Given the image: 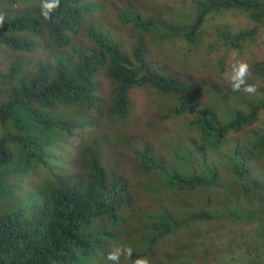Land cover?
I'll list each match as a JSON object with an SVG mask.
<instances>
[{
  "label": "trees",
  "instance_id": "1",
  "mask_svg": "<svg viewBox=\"0 0 264 264\" xmlns=\"http://www.w3.org/2000/svg\"><path fill=\"white\" fill-rule=\"evenodd\" d=\"M17 1L19 0H0L9 6H13ZM28 1L32 7L28 6L14 15L4 16V24L0 27V48L30 52L34 48L33 38L49 35L53 47L57 46L59 50L63 48V52H59L62 57L67 51L65 49L69 48L71 37L80 34L75 35L76 33L87 30L89 35L91 29L102 26L97 23L102 16L98 13L105 10L102 2L93 9L83 12L84 8L77 6L75 0H61L60 8L52 14L53 19L47 21L40 14L41 0ZM180 2L182 11H186L183 14L180 10V15L185 18L190 13L195 18L191 27L168 25L167 28L158 27V31L170 30L174 35L184 33L187 37V30L188 33L198 34L202 31V24L208 23L212 17L219 16L221 21H226L231 14L239 12L246 15L255 26L234 36L224 29L218 30L215 47L235 48L241 52L256 40L257 35H262L264 0H180ZM119 18L123 19L121 14ZM130 20L132 18L128 22ZM137 21L136 27L144 31L149 30V24ZM89 36L97 45L89 49L73 48L71 52L73 58L69 61L59 60L56 64L41 63L34 68L33 75L30 76H21L25 64L17 61L8 68L5 75L0 74V88L10 87V92H0L1 99L5 98L3 101L0 100V181L6 180L4 176L7 169L17 166L19 160L17 154L26 158L27 166H37L41 162L45 145L54 149L59 146V141L50 139V133L64 132L67 126L58 114L61 110L55 105L61 104L64 108L78 102L88 106L95 105L97 100L95 93L100 88L97 81L99 72H103L115 85L110 112L118 115L128 114V93L132 88L141 86L151 87L158 93L176 98L181 102L177 107L179 112L185 110L187 106L196 105L194 96L203 89L204 83L185 84L167 75L157 64L147 60L145 48L141 44L127 55L121 53L114 44L109 43V40L101 35L91 32ZM201 37L188 40L197 42ZM99 48L108 55L107 60ZM262 108L264 104L253 106L250 116L231 115L226 123L220 121L214 110H201L190 122V126L201 132L203 144L193 142V150H196L198 156H202L205 144L215 142L220 145L224 139L227 140L231 131H240L245 125L250 124L255 114ZM48 120H52L53 123L48 124ZM247 141L253 148L245 149ZM233 146L228 147V152L226 148L223 156L214 151L217 148L212 150L210 156L221 160L214 166L211 162H204L202 164L204 170L201 172L185 167L182 168L183 172L168 170L154 157L150 149H146L141 155L145 162H141L142 165L137 169L135 166L132 168L134 172L139 171L137 177L141 181L146 177H159L164 185H159L156 180L155 186L158 185L160 188L155 187L156 191L162 190V194L168 192L170 195L210 187L222 188L226 192V188L221 184V178L228 177L230 185L235 183L238 187L237 192L246 195L243 199L244 207L251 206L253 199L261 202L255 209L257 210L255 214L264 218V182H260L253 171L264 158V132L257 140L248 138L243 144L238 142ZM174 150L177 152L174 160L184 162L185 153H181L177 148ZM242 158L245 159L244 162L235 161ZM193 164V160L190 159L186 165ZM27 169L29 168L26 167L24 175ZM207 169L210 171H205ZM8 183L9 181L6 182ZM21 183L20 180L19 184ZM37 187L38 189L33 191L35 194L33 198L29 194L22 196L23 208L15 206L0 208V264H80L79 261L86 260L87 255L91 254L93 247L103 248L101 239L110 233L105 220L110 226L123 221L121 218L116 219V212L127 201L122 196L126 188L124 178L115 176L110 183L106 172L95 157L90 161L88 172L83 177L68 180L62 187L54 184L49 187L48 182L40 188ZM143 187L149 189L152 183L147 179ZM251 188L257 190L253 195L248 194ZM228 189L232 191V188ZM42 192H46L44 196H40ZM9 197L15 198L12 192ZM255 214L250 212L249 219ZM229 216L230 219L226 221L229 224L233 223V226L245 221L247 217L241 207L238 211L231 210L225 213L223 217ZM187 218L188 215L182 218V221L186 223L209 221L213 216H192L190 221ZM166 223H171V219L167 211H162L154 217V226L151 228L158 231ZM174 223L178 225L179 222ZM167 228L166 226L165 229ZM259 230L244 231L242 234L235 231L232 247L241 249L247 244L251 245V240L256 236L264 239V231L258 232ZM259 244V249H262L264 240L259 241ZM245 259L248 261L247 264H264L262 256L258 254L254 256L251 252L245 254Z\"/></svg>",
  "mask_w": 264,
  "mask_h": 264
},
{
  "label": "rangeland",
  "instance_id": "2",
  "mask_svg": "<svg viewBox=\"0 0 264 264\" xmlns=\"http://www.w3.org/2000/svg\"><path fill=\"white\" fill-rule=\"evenodd\" d=\"M35 1L37 2V0ZM93 1L99 2V0ZM83 3H86L85 0ZM29 4L28 0H19L13 6L0 2V15H14L28 7ZM32 6L31 4L29 7ZM80 7H82V3ZM103 7L105 10L98 13L102 16H100V22H97L102 26L91 29L92 31L102 32L115 40L116 45L121 47L122 53H130L135 46L141 44L145 48L146 56L154 60L169 75L188 84L205 82L206 87L202 92L195 95L194 103L196 105L189 108L185 114L178 116L172 114L176 106L179 105L177 99L159 94L151 88L135 89L130 94L131 115L121 119L115 113L110 112L113 103L114 84L106 78L103 72H99L97 81L100 88L95 93L97 97L95 105L88 106L81 102L66 105V108L61 104L55 105L59 107L58 110H61L58 114L65 125L83 128L79 131H73L74 135L67 137L63 131L50 133V139L59 141V146L54 149L45 145L41 154L43 160L37 165L41 174H37L36 170L27 166L26 158L17 154L19 158L17 166L7 169V174L4 176L6 180L0 181V208L5 209L13 206L23 208L22 196L29 193L33 198L35 196L34 188L45 184L50 179L51 171L53 175L63 174L64 180H68L77 173L78 168L72 166L71 163L72 153L81 142L82 138L80 137L90 135V153L100 158V162L106 168L109 176L119 175L124 178L125 183L128 184L124 196L131 201L133 200L132 203H134L133 209L124 211L120 215L123 217L121 226L119 224L112 227L105 220L108 230H115L119 226V230L123 232L136 228L140 221L137 217L138 212L142 215H148L147 219H141L142 222H152L154 217L162 211H169L170 213L167 215L171 220L179 216L184 218L186 215L189 216L188 221L191 220L192 216H213L209 221L198 222L199 228L192 229L179 241H176L173 236L169 238L166 245L158 253L151 254L153 264L166 259L165 254L172 253L174 251L173 246L179 247L178 253L171 256L174 263L187 260L188 264H247L245 254H250V252L254 256L256 254L262 256V260H264V246L259 249V241L264 240L261 237L256 236L251 240V245L247 244L242 249L232 248L231 243L235 231L242 234L246 231V227L233 226V223L229 224L226 221L231 216L226 218L223 216L231 210L238 211V201L231 200L229 203H224L223 201L227 199V196L215 195L217 191L212 187L195 188L188 192L173 193L172 195L166 191L167 193H163L161 197L152 191L144 193L142 185L147 179L152 183V187L159 188L158 185L155 186L156 180L161 186L164 183L163 181L160 182L159 177L156 176L146 177L147 179L141 181L137 177L139 171L134 172L132 168L135 166L137 169L138 166L142 165L141 162H145L141 159V155L144 148L150 147L154 157L162 160L169 170L183 172L182 167H185L188 170L193 168L201 172L204 170L202 165L204 162H211L213 166L217 163V158L210 156L211 151L215 148L217 149L214 151L223 156L226 148L228 152V147H232L238 142L243 144L248 138L257 140L264 132V108L260 109L252 122L245 125L243 129L231 131L227 140L224 139L220 145L215 142L205 144L207 149H211L205 158H200L189 150L191 142L203 144L201 134L190 127L189 122L198 111L212 109L220 121L226 123L231 115L250 116L253 106L264 104V29H261L262 35H257L256 40L240 52L235 48L215 47L218 30L224 29L234 36L239 32L251 30L255 26V23L246 15L239 12L231 14L226 21H221L219 16L212 17L208 23L202 24V31H199L195 36V38L202 36L200 41L190 42L184 33L167 37V32L153 30L143 36V33L133 25V15L141 13L145 17L150 15L154 18H160L168 25L191 27L195 18L190 13L185 18L180 15V10L183 9L180 0H107L103 3ZM182 12L183 14L186 13V11ZM120 14L122 20L119 18ZM131 18L132 20L128 22ZM77 34L79 35L71 37L69 48L65 49L67 51L62 57H60L59 52H63V48L59 50L57 46L53 47L50 44L52 38L49 35L33 38L34 48L30 52H16L0 48V74L4 73L5 75L8 68L20 61L25 64L21 76H30L33 75L34 68L41 63L56 64L59 60L69 61L70 58H73L71 55L73 48L89 49L95 46L88 38L87 30H81L75 35ZM241 59L252 66V75L248 78V83L259 86L254 95L246 94L243 91L231 93V85L224 78V73L231 71V64ZM1 91L10 92V87L0 88ZM0 100L3 101L5 98L1 99L0 95ZM49 123H53L52 120H48ZM244 147L247 150L253 148L249 141L245 143ZM175 148L186 154L183 163L174 160ZM190 159L193 160L194 164L187 166V161ZM261 160L264 163V158ZM235 161L244 162L245 159H235ZM26 167L29 169L24 175ZM253 171L258 176L263 175L264 169L260 171L259 168H255ZM20 180L22 181L21 184H19ZM7 181H9L8 184H6ZM206 189L210 192L207 193ZM8 191L14 193V199L8 196ZM45 193H40V196H44ZM148 196L152 198L147 199ZM242 202L243 200L240 202L241 208L243 207ZM251 206L259 207V202L253 199ZM166 226L168 228L173 227L171 223L164 224L161 236L166 233ZM140 230L142 234L150 233L146 230L145 224L141 225ZM215 239H218L220 244L211 249L209 245ZM142 240L144 241V239ZM170 244L173 246L169 252L167 247ZM230 244L232 246H227ZM144 247V243L137 241L132 248L141 252ZM207 248L208 252L205 253ZM101 261L102 259L98 262ZM129 263L127 257L123 259L121 264Z\"/></svg>",
  "mask_w": 264,
  "mask_h": 264
},
{
  "label": "clouds",
  "instance_id": "3",
  "mask_svg": "<svg viewBox=\"0 0 264 264\" xmlns=\"http://www.w3.org/2000/svg\"><path fill=\"white\" fill-rule=\"evenodd\" d=\"M83 1L84 0H75L74 3L77 2V6H79V7H80V5L82 3V7H80V8H84L85 10H83V12H87L88 10L93 9L96 5L101 4V2L105 3L107 0H99V2L93 1V0H85L86 3H83ZM60 6H61V0H41L40 14L44 18V20L51 21L53 19L52 14L57 9H59ZM132 18H133V25L135 27H136V25H135L136 20H138V21L141 20V22H143L144 24H149L150 25L148 31L147 30L144 31V30L136 27L139 31H141L143 33V36L145 34L151 33L153 30L158 31L157 30L158 27L167 28V26H168V24L164 23L160 18H154V17H151L150 15L145 17L141 13H135ZM138 21H137V23H138ZM3 24H4V16L0 15V27H2ZM164 26H166V27H164ZM92 33H97V34L101 35L102 37H104L106 40L108 39L109 40L108 42L114 44L117 47V49L122 53L121 47L119 48V46L116 45V43H115L116 41L113 40L112 38L107 37L106 34H104L102 32H98V31H92ZM172 33L173 32L168 30L167 31V37L174 36V34H172ZM90 34H91V32L89 33V35ZM89 35H88V38L96 46L97 44L95 43V41ZM196 35L197 34H195L194 32L188 33V30H187V38L188 39H191V38L195 37ZM135 48H136V46L133 48V50ZM133 50L130 53H125V54L129 55V54H131L133 52ZM100 51L102 53V56L105 58V60H107L108 59V55H106L104 52H102L101 49H100ZM146 58L149 61L151 60L156 65L154 60H152L148 56ZM251 68H252V66H251L250 63H248L247 61L241 59V60H237L236 62L231 64V71L230 72L226 71L224 73V78L230 83L233 92H241V91H243L246 94L254 95L258 91L259 86L257 84L248 83V78L252 75ZM159 69L162 70L167 75H169L167 73V71L163 70L161 67H159ZM169 76L176 78L175 76H172V75H169ZM177 80H179V79H177ZM180 82H182V81H180ZM182 83H184V82H182ZM203 83H204L203 89L200 91V92H202L204 90V88L206 87V85H207L205 82L189 83V84H203ZM185 84H188V83H185ZM114 88H115V85H114ZM140 88H151V87L141 86V87L132 88L129 91V93H128L129 112L125 116H121L120 114L118 115L117 113H115L118 117H120L121 119L130 117L131 112H132V106H131V102H130V94H131V92L133 90L140 89ZM151 89H153V88H151ZM159 94H161V93H159ZM196 94H198V93H196ZM164 96H171V95H165L164 94ZM171 97H173V96H171ZM194 98H195V96H194ZM180 104H181V102H179V105ZM112 105H113V103H112ZM178 106H176V109L173 111V113H172L173 115H176V116L183 115V114H185V112L189 108H191V106H189V107L187 106L185 108V110H180V112H179L177 110ZM200 112L201 111H198L197 114L200 113ZM195 117L196 116H194L191 121H193L195 119ZM190 122H189V126H190ZM82 128L83 127L74 128V127H71V126L70 127L67 126V128H66V130L64 132L66 133V137H67L68 135L69 136L70 135H74L73 131H79ZM193 129L198 131V133L201 134V132L199 130H197L195 128H193ZM81 135H82V133H81ZM80 138H82V140L78 144V146L76 147V150L74 151V153H72V161H71L72 166H76L78 168V172L75 173L73 176H71L68 180L73 179L76 175H78L77 177H79V178L83 177L88 172L90 161L92 160L93 157H95L97 159V161L100 163L101 167L106 172L108 180L111 183L113 178L115 176H117V175L109 176L106 168L100 162V158L97 155H92L90 153V150H91L90 135H87V136L82 135ZM192 143L193 142L190 143V149L189 150H191L192 152L197 154L196 150H193L194 148L192 146ZM200 145H202V144H200ZM146 149H150L151 150L150 147H146V148L143 149V152H145ZM204 149H205L204 150L205 153L202 152V156H199L200 158H205L207 152L211 150V149H207L206 146H204ZM174 153L177 154V152H175V150H174ZM185 156H186V154H185ZM173 157H175V156H173ZM42 160H43V157H42L41 161ZM220 160L221 159L217 157V163L216 164H218V162H220ZM160 162H162V164H164V162L162 160H160ZM181 163H183V162H181ZM29 166L33 170H36L37 174H41V171L38 169L37 166H35V165H29ZM164 166L167 167L166 164H164ZM256 168H259L260 171H262L264 169V163H262V161L259 162L258 166ZM168 170H169V168H168ZM172 171H175V170H172ZM219 172H221V171H219ZM223 172H225V171H223ZM262 173H263V175H258V176L255 175V174L254 175L256 176V178L260 182L263 183L264 182V171ZM62 175L63 174L53 175L52 171H51L50 172V179L48 181H46V182L49 183V187H51L53 184L55 186H61V187L66 185L68 180H64L62 178ZM250 175L251 174H249V176ZM260 178H262V179H260ZM221 182H222L221 184L224 185V188H226V192L222 188H214L217 191V193H215V195H217V196H227V199H225L223 201L224 203H229V201H231V200L232 201H238V205L240 207V202L245 198L246 195H244L243 193H238L237 192L238 187L235 185V183H233V185H230V183L228 182V177H222L221 178ZM40 187L41 186H39V188ZM127 188H128V184L126 183V188L123 191L122 196H124V194L126 193ZM228 188H232V191L229 190ZM36 189H38L37 186L34 188V190H36ZM253 190H254V192H253ZM143 191H144V193L145 192L149 193L150 191H152V192H156L158 194V197L163 196L162 192H159V191L157 192L155 187H151L149 189H145L143 187ZM229 191H231V195L229 194ZM256 191L257 190L251 188V191L248 194L253 195ZM206 192L208 193L210 191L208 189H206ZM10 194H11V191L8 192V196H10ZM178 194H180V193H178ZM209 197H211V196H209ZM231 197H233V198H231ZM124 198H126V200H127L126 204H123L117 210L116 219H118V218L123 219V217H121L120 215L124 211L133 209V206H134V203H132L133 200L131 201L126 196H124ZM151 198L152 197H150V196L147 197V199H151ZM228 198L230 200H228ZM260 205H261V202L259 201V206ZM256 208L257 207H252V206L244 207L243 206L241 209H243V211L246 212L247 217H246V219H244L245 221H242L240 223L238 222L236 226L246 227V231L247 232H250L251 230L255 231L256 229H262L264 231V218L256 216V214H255V212L257 211V210H255ZM250 212L251 213L254 212L255 215H253L252 218L250 217V219H249ZM169 213L170 212L168 211L167 214H169ZM137 217H139L140 221L137 223L136 228H133V229H130V230H127V231H124V232L119 230V227L121 226V222L116 223V225L120 224V226L118 228H116L115 230H111L110 233H108L105 236V238L101 239L103 248L102 249H100V248L97 249L96 247L95 248L93 247V249L91 251V254L87 255L86 260L79 261V263L80 264H121L123 259L128 257L129 261H130L129 264H153L152 261H151V254H154V252L158 253L162 249V247H164L166 245V243L168 242L169 238H171L173 236L176 241H179L181 237L183 238L189 231H191L194 228H197L198 225H199L198 222H196V223H193V222L186 223L185 221H182L183 220L182 217L179 216V217H176L175 219L171 220V224L173 225V227L167 228L166 229V233L161 236L160 234L163 231V228H161L158 231H156V230L151 228V226H154L153 225V221L152 222L151 221H148V222H142L141 221V219H143V218L147 219L148 215H142L141 213L138 212ZM174 221H178L179 222L178 225H175ZM142 224L146 225V230L149 231L150 233L142 234V232L140 230ZM116 225H112V227L116 226ZM106 227H107V225H106ZM142 239H144V241ZM137 241L142 242V243L145 244L144 250L141 251V252H139L137 249H133L132 248L137 243ZM173 244L168 245L167 249H168L169 252H170V249L173 246ZM219 244L220 243H218V239H215V240H213L211 242V244L209 246H211V249H212L213 247L218 246ZM231 244L233 245V242ZM231 244L227 245V246H232ZM129 245H131V246H129ZM209 246H208V248H209ZM173 247H174V251L172 253L170 252V254L169 253L165 254L166 259H164V260H162V261H160V262H158L156 264H188L187 260L184 261V262L182 261V262L174 263V259L171 258V256H172V254L176 255V253H178V248L179 247H175V246H173ZM208 248L206 249L205 253L208 252ZM232 248H235V247H232ZM100 259H102V261L98 262Z\"/></svg>",
  "mask_w": 264,
  "mask_h": 264
}]
</instances>
